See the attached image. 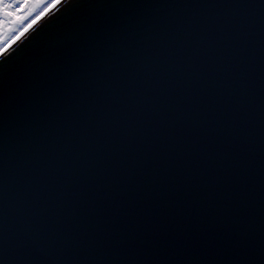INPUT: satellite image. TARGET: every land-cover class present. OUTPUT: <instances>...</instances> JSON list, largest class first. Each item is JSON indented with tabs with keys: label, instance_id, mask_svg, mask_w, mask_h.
Instances as JSON below:
<instances>
[{
	"label": "snow or ice",
	"instance_id": "snow-or-ice-1",
	"mask_svg": "<svg viewBox=\"0 0 264 264\" xmlns=\"http://www.w3.org/2000/svg\"><path fill=\"white\" fill-rule=\"evenodd\" d=\"M60 9L65 37L5 70ZM121 9L157 14L137 39ZM9 96L0 264H264V0H0Z\"/></svg>",
	"mask_w": 264,
	"mask_h": 264
},
{
	"label": "water",
	"instance_id": "water-1",
	"mask_svg": "<svg viewBox=\"0 0 264 264\" xmlns=\"http://www.w3.org/2000/svg\"><path fill=\"white\" fill-rule=\"evenodd\" d=\"M116 3H181L184 0H114ZM258 2V0H257ZM70 10L60 9L54 18L44 21L41 27L33 34L28 40L24 42L23 45L18 49L17 53L13 58L2 67L5 70H18L20 68H27L33 64L37 53L48 49L49 45L54 44L58 40H62L65 37V22L68 18ZM122 16L116 17V19H125L128 23L134 26V31L136 33V38L139 39L144 35V29L146 24H142L141 21L151 20L154 15H156L155 10L148 9H128L119 10ZM169 10L161 9L158 10L159 16H167ZM257 33L254 36V42H256L255 55L259 56L260 42L258 37V28L255 30ZM112 55H120V52L113 48ZM255 87L256 92V103L258 104V67L256 69L255 75ZM19 102L15 101L11 96L7 98L6 111H0V140H2L5 129L7 130V143L6 145H0V161L2 165H6L8 169L9 176L11 175V170L13 166V152L15 150V145L13 143L14 137L19 135L17 131V125L20 124L22 120V115H20V109L18 107ZM0 106H3L0 103ZM259 148L258 145L255 146L256 161L258 164L259 159ZM6 156V159L4 157Z\"/></svg>",
	"mask_w": 264,
	"mask_h": 264
}]
</instances>
